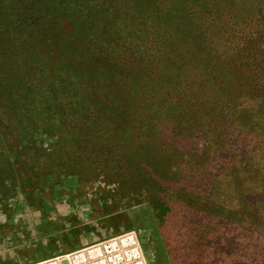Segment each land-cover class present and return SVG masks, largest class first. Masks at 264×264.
Masks as SVG:
<instances>
[{
    "label": "rangeland",
    "instance_id": "1",
    "mask_svg": "<svg viewBox=\"0 0 264 264\" xmlns=\"http://www.w3.org/2000/svg\"><path fill=\"white\" fill-rule=\"evenodd\" d=\"M16 1L21 0L4 1L1 9L9 12ZM58 3L69 5L70 18L38 20L51 28L46 43H39L46 52L38 53L45 81L51 78L57 96L66 98L67 91L89 105L97 122L115 132L47 135L32 125V111L18 109L25 120L11 125L25 139L24 147L0 153V264H38L130 231L138 236L147 264L264 262L252 231L202 217L188 202L185 188L196 181L179 174L183 166L176 158L206 151L202 144L211 146L210 140L185 138L187 149L179 154L181 145L171 146L175 138L163 136V143L160 133L135 137L128 132L134 111L150 126L146 132L159 128L154 123L169 127L178 121L160 91L161 81L164 91L174 93L172 83L188 84L201 72L217 81L228 103L240 97L241 78L228 71L232 39L218 23L252 17V11H264V0H23L21 6L44 11ZM191 9L198 16L210 12L217 31L214 40L207 38L212 50L197 21L205 44L197 42L193 51L198 29L187 23ZM22 14L17 17L26 20ZM8 17V25H14L17 17ZM255 24H243V40ZM71 42L75 50L66 46ZM215 51L223 54L219 60ZM222 79L232 86L218 83ZM28 99L37 102L31 92ZM203 160L201 167L214 171L213 162ZM231 187L227 195L238 196Z\"/></svg>",
    "mask_w": 264,
    "mask_h": 264
},
{
    "label": "trees",
    "instance_id": "2",
    "mask_svg": "<svg viewBox=\"0 0 264 264\" xmlns=\"http://www.w3.org/2000/svg\"><path fill=\"white\" fill-rule=\"evenodd\" d=\"M4 1L7 0H0V4ZM21 2L23 0L16 1L18 5H13L9 12L2 10V4L0 5V153L17 152L24 147L25 139L19 133H14V126L11 125L20 119L25 120L19 113L20 107L32 111L35 118H31L32 125L43 134L60 137L96 136L115 132L109 126L104 127V123L97 122L95 116L98 115L89 105L82 106L81 101L75 99L74 95L68 97L67 91L66 98L58 97V87L53 86L55 84L51 78L47 76L45 81L46 67L39 56L45 50L39 43H46L45 39L49 36L47 30L51 28L43 25V21L51 16L70 18L71 14L67 11L69 5L58 3L56 7L54 4L58 11L56 13L55 10H50L53 9L51 5L40 11L21 6ZM258 10L252 11L253 16L242 21L228 18L218 23L222 32L228 33L229 38L234 39L229 45L234 50L230 55L228 71L241 78L243 85L240 97L231 104L228 103L224 100L217 81L213 83V78L204 77L201 72L188 84L172 83L169 88L174 93L164 91L165 82L161 81L160 91L172 102L170 107L178 114V121L172 122L169 127L154 123L159 128L153 125L151 131L146 132V127L150 126L145 125L137 111H134L131 114L132 129H128V132L135 137L152 134L149 132L160 133L163 143V136L175 138L171 146L181 145L176 151L179 154L187 149L182 146L185 138L210 140L213 143L211 146L202 144L207 148L206 151L197 149L195 154L187 152L176 158L183 166V169L178 167L179 174H189L190 179L196 181L194 186L185 188L188 202L202 217L221 220L225 225L234 224L242 231H252L259 247L258 252L264 254V11L261 8ZM190 11L193 17L187 23L198 29V21L205 30L207 49H211V41L209 43L207 38L214 40L213 36H217V31L212 27L210 12L205 11V16H198V11ZM38 12H42V15H38ZM11 13L14 17L23 13L29 23L25 18L21 17L20 20L17 17L14 25H8L7 20ZM39 19L43 21L39 22ZM246 22L255 24V29L248 31L250 33L243 40V24ZM30 27L33 30L29 32ZM6 32V36L2 37ZM194 33L193 51L195 47L197 49V42L200 45L205 44L199 29L196 35ZM66 46L76 49L72 42ZM27 47H30V52ZM214 53L218 60L223 55L216 51ZM220 82L232 86L223 79L218 81ZM30 92L34 94L36 103H29ZM144 98H148L146 93ZM203 158L213 162L214 171H205L201 167ZM243 180L247 183H243ZM232 185V193L238 190V196L237 192L235 196L227 195ZM226 199H229L228 204ZM164 204V209L169 210V205Z\"/></svg>",
    "mask_w": 264,
    "mask_h": 264
},
{
    "label": "built area",
    "instance_id": "3",
    "mask_svg": "<svg viewBox=\"0 0 264 264\" xmlns=\"http://www.w3.org/2000/svg\"><path fill=\"white\" fill-rule=\"evenodd\" d=\"M147 264L136 233L130 231L38 264Z\"/></svg>",
    "mask_w": 264,
    "mask_h": 264
},
{
    "label": "water",
    "instance_id": "4",
    "mask_svg": "<svg viewBox=\"0 0 264 264\" xmlns=\"http://www.w3.org/2000/svg\"><path fill=\"white\" fill-rule=\"evenodd\" d=\"M62 263H63V264H68V263H67V260H64Z\"/></svg>",
    "mask_w": 264,
    "mask_h": 264
}]
</instances>
